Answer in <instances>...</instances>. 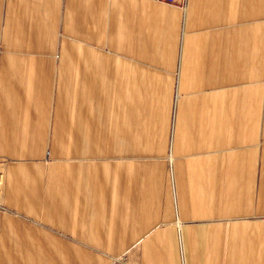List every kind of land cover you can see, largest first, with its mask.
Masks as SVG:
<instances>
[{"label":"crops","instance_id":"1","mask_svg":"<svg viewBox=\"0 0 264 264\" xmlns=\"http://www.w3.org/2000/svg\"><path fill=\"white\" fill-rule=\"evenodd\" d=\"M0 264H264V0H0Z\"/></svg>","mask_w":264,"mask_h":264},{"label":"built area","instance_id":"2","mask_svg":"<svg viewBox=\"0 0 264 264\" xmlns=\"http://www.w3.org/2000/svg\"><path fill=\"white\" fill-rule=\"evenodd\" d=\"M162 1H173V0H162Z\"/></svg>","mask_w":264,"mask_h":264}]
</instances>
